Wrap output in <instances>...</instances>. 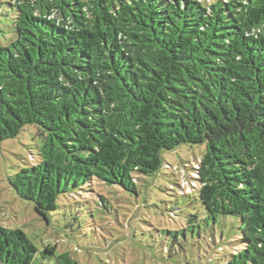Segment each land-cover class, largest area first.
<instances>
[{
    "label": "trees",
    "instance_id": "trees-1",
    "mask_svg": "<svg viewBox=\"0 0 264 264\" xmlns=\"http://www.w3.org/2000/svg\"><path fill=\"white\" fill-rule=\"evenodd\" d=\"M5 5L16 38L0 46V141L28 125L42 137L10 178L16 193L50 223L62 194L98 182L137 193L163 150L205 144L180 193L197 192L209 218H237L240 245L223 264H264V0ZM38 251L0 224V264ZM56 251L42 255L79 264Z\"/></svg>",
    "mask_w": 264,
    "mask_h": 264
},
{
    "label": "rangeland",
    "instance_id": "rangeland-1",
    "mask_svg": "<svg viewBox=\"0 0 264 264\" xmlns=\"http://www.w3.org/2000/svg\"><path fill=\"white\" fill-rule=\"evenodd\" d=\"M6 1L0 0V46L16 38L4 14ZM41 143L35 125L0 141V224L27 233L39 249L32 264H58L56 256L42 255L46 246L56 244L57 255L68 252L79 264H223L240 245L236 217L209 218L197 192L180 193V182L187 189L193 182L188 172L205 144L163 150L164 167L142 175L137 193L98 182L77 199L62 194L48 223L10 184L22 166L33 163L32 153Z\"/></svg>",
    "mask_w": 264,
    "mask_h": 264
}]
</instances>
